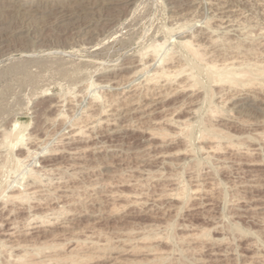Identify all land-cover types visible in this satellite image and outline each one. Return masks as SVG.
I'll return each instance as SVG.
<instances>
[{"label": "rangeland", "instance_id": "374dc122", "mask_svg": "<svg viewBox=\"0 0 264 264\" xmlns=\"http://www.w3.org/2000/svg\"><path fill=\"white\" fill-rule=\"evenodd\" d=\"M83 1L0 0V264H264V74L240 90L205 74L264 71V0ZM163 60L201 75L154 83Z\"/></svg>", "mask_w": 264, "mask_h": 264}, {"label": "bare ground", "instance_id": "6f19581e", "mask_svg": "<svg viewBox=\"0 0 264 264\" xmlns=\"http://www.w3.org/2000/svg\"><path fill=\"white\" fill-rule=\"evenodd\" d=\"M17 2H20L21 0H16ZM22 1H24V0H22ZM33 1V0H32ZM50 1V0H49ZM52 1V0H51ZM66 1V0H65ZM83 1V0H82ZM26 2V1H25ZM46 2V1H45ZM84 2V1H83ZM107 2V1H106ZM105 2V3H106ZM110 2V1H109ZM108 2V3H109ZM48 3V2H47ZM50 3V2H49ZM79 3V2H78ZM77 3V4H78ZM51 4V3H50ZM79 4H81V2L79 3ZM86 4V3H85ZM104 4V3H103ZM122 4H124L125 6H132V5H134L135 4V0H122V1H119V2H116V3H114V4H110L109 6H107L106 7V9H107V11H111V10H118V7L120 6V5H122ZM13 5V4H12ZM11 5V6H12ZM16 5V4H15ZM27 5H29V4H27ZM47 5V4H46ZM53 5V4H52ZM23 6H25V5H19V9L17 10V6H15V10H16V13H17V16H18V19L20 18L21 20H31V19H34L32 16H33V14H37L38 13V11H41V10H27L26 8H21V10H20V7H23ZM54 6V5H53ZM78 6V5H77ZM83 6V5H82ZM102 6H104V5H102ZM115 6V7H114ZM32 7V6H31ZM100 7V6H99ZM14 8V6L13 7H11V9H13ZM38 8V7H37ZM77 8V7H76ZM89 8V7H88ZM105 8V7H104ZM181 8V7H180ZM43 9V8H42ZM91 9V8H90ZM105 9V10H106ZM222 9H224L223 8V6H222ZM103 10V9H102ZM94 11V10H93ZM97 10H95V12H96ZM77 12V11H76ZM89 12V11H88ZM91 12V11H90ZM94 13V12H93ZM111 13V12H110ZM61 14H62V18H63V20H67V19H71V17H70V15L69 14H67L66 12H64V11H61ZM75 14V13H74ZM88 14V13H87ZM21 15H22V17H21ZM73 15V14H72ZM96 15V14H95ZM107 15V14H106ZM106 15H101L100 16V18H104V20H110L111 18H108V16H106ZM184 15V14H183ZM74 16H77V14L76 15H74ZM78 17V16H77ZM82 17V16H81ZM80 17V18H81ZM90 17V16H89ZM88 17V18H89ZM92 17H94V16H92ZM61 18V19H62ZM83 18V17H82ZM87 18V17H86ZM91 18V17H90ZM75 19V18H74ZM79 19V18H78ZM77 20V19H76ZM84 20V19H83ZM87 20V19H86ZM85 20V21H86ZM89 20V19H88ZM95 20V19H94ZM103 20V19H102ZM219 20V19H218ZM80 21V20H79ZM90 21V20H89ZM31 22V21H30ZM69 22V21H68ZM72 22H75V21H72ZM100 21H98V23H99ZM23 23V22H22ZM67 23V22H66ZM69 23H71V21L69 22ZM78 23V22H77ZM92 23V22H91ZM97 23V22H96ZM185 23V22H184ZM10 24H12V23H10ZM68 24V23H67ZM89 24V23H88ZM231 24V23H230ZM229 24V22H228V25L227 26H231ZM70 25V24H69ZM72 25V24H71ZM78 25V24H77ZM236 25V24H235ZM30 26H31V24H30ZM80 27V26H79ZM84 27H86L85 25L83 26V29H84ZM92 27V26H91ZM185 27V26H184ZM219 27H220V25H219ZM76 28H78V27H76ZM81 29H82V27H80ZM9 29V27H7L6 26V22H1V20H0V37H2L7 31H9L8 30ZM13 29V28H12ZM80 29V30H81ZM185 29V28H184ZM220 29V28H219ZM15 30V29H14ZM17 30V29H16ZM80 30H78V31H80ZM223 30V29H222ZM25 31H28V33H29V31H30V29H26L25 27H22V25H21V27L17 30V32L18 33H22V32H25ZM186 31V30H185ZM184 31V32H185ZM234 31V30H233ZM81 32V31H80ZM179 32V31H178ZM181 32H183V29H182V31ZM11 33V32H10ZM187 33V32H186ZM199 34V33H198ZM6 36V35H5ZM26 36V35H25ZM179 36H180V34H179ZM213 36V35H212ZM79 37V36H78ZM31 38V37H30ZM190 38V37H189ZM189 38H183L182 39V41L180 42V45H181V47L183 48V50L185 49L186 50V52H187V54L186 55H190L191 56V58H194V59H198L197 61L199 62V61H201V63H202V61H203V55H204V53L203 54H201V52H200V50L202 49V47H200L201 45H199V43H198V45H196V42L195 43H193L192 42V40L191 39H189ZM211 38V37H210ZM205 39V38H204ZM213 39V38H212ZM211 40V39H210ZM212 41V40H211ZM162 44V43H161ZM163 45L164 44H162V45H159V46H157V44H156V46L157 47H154L153 49H154V51L153 50H151V47H150V50L151 51H153L154 53V55H153V58H154V56L156 57V55H157V57L159 56L160 57V55H159V52H160V50L163 48L164 49V47H163ZM165 46V45H164ZM206 46V45H205ZM185 52V53H186ZM148 53H150V51L148 52ZM214 54V53H213ZM144 55V54H143ZM180 55H182V54H180ZM210 56V55H209ZM156 57V58H157ZM158 57V58H159ZM182 57V56H181ZM187 57L188 56H186V61L188 60L187 59ZM146 58H147V56H146ZM149 58V57H148ZM156 58H154V59H156ZM163 58V57H162ZM166 58V57H165ZM165 58H163V59H165ZM171 58H173V57H171ZM171 58H167V60L169 59V60H172ZM175 58V57H174ZM184 58V57H183ZM204 58H206V57H204ZM143 59H145V58H143ZM151 59V58H150ZM190 59V58H189ZM201 59V60H200ZM206 59H208V56H207V58ZM142 60V59H141ZM160 60H162V59H160ZM185 60V59H184ZM153 61V60H152ZM174 61V60H173ZM172 61V62H173ZM176 61V60H175ZM180 61V60H179ZM191 61V60H190ZM205 61V60H204ZM203 61V62H204ZM232 61H233V59H232ZM135 62V61H134ZM142 62H144V61H142ZM147 62V61H146ZM170 62V61H169ZM196 62V61H195ZM195 62H193V63H195ZM209 62V61H208ZM211 62V61H210ZM216 62H217V60H216ZM149 63V62H148ZM157 63V62H156ZM162 64H160V65H162V66H160L159 65V68H158V70H156V72H155V74L153 75V76H155V78L153 79V80H155V81H153L154 83L156 82V81H160V80H168V82H169V80L170 79H172V77L173 76H175L176 77V79H177V77L179 78V76L181 77V75H183V77H184V75H185V77H186V81H189V80H192V79H199L198 77H200V75L198 76V77H196L195 76V74L193 73L194 71V68L196 69V68H198V67H200L199 66V64H198V67L197 66H195L192 70H189V69H187L188 68V66H189V68H192V67H190V64L188 65V63H190V62H188V63H182V61H180V65H178V66H175V64H173V63H167V61L166 60H163V62H161ZM175 63V62H174ZM192 63V62H191ZM205 63H207V61H205ZM204 63V64H205ZM219 63V62H218ZM133 64V63H132ZM143 64V63H142ZM153 65H154V62L152 63ZM240 63V61H239V58H238V61H237V59L236 60H234L232 63L230 62V63H228V61H227V63H223V64H215V63H208L207 65L205 64V66H206V71H205V74H207L206 72H208V74L206 75V76H208L207 77V79L209 80V82H210V78H211V82L210 83H212V84H221L222 86L223 85H225V84H227V85H230V89L231 88H238V87H248L247 85H252L253 84V82L254 81H256V80H258L259 79V76H258V74H261L262 72H263V74H264V71H262L261 70V68L259 69L258 67H257V65H255V67H250V66H253V65H250L249 66V63H248V66H247V68H246V66L244 67L245 69H243V67L242 66H244L243 64H241ZM256 64V63H255ZM147 65V63H145L144 65H143V67H148V66H146ZM158 65V64H157ZM195 65V64H194ZM202 65H203V63H202ZM132 66H134V65H132ZM149 66H151V64L149 65ZM203 67V66H202ZM131 68V67H130ZM178 69V68H180V70L179 71H174V69ZM205 67H203V68H201V70L202 69H204ZM144 69V68H143ZM142 69V70H143ZM173 69V70H172ZM140 70H141V68H140ZM148 70V69H147ZM139 71V70H138ZM193 71V72H192ZM200 72L199 71V68L196 70V72ZM258 73V74H257ZM196 74H199V73H196ZM203 74H204V72H203ZM263 74H262V76H263ZM261 76V75H260ZM264 77V76H263ZM149 78V77H148ZM152 78V77H151ZM151 78H149V79H151ZM196 79V80H197ZM201 79V78H200ZM260 79H262V78H260ZM173 80V79H172ZM182 80V79H181ZM195 80V81H196ZM149 81V80H148ZM173 81H175V79L173 80ZM172 81V82H173ZM194 81V82H195ZM201 81V80H200ZM153 82H151L152 84H153ZM158 82H156V83H158ZM166 82V81H165ZM192 82V81H191ZM257 82H259V81H257ZM150 83V82H149ZM150 83V84H151ZM164 83V82H163ZM174 83V82H173ZM178 83H180V91H184V92H186V91H188V87H189V85L187 86L186 84L187 83H185V81H183V82H178ZM178 83L176 84V85H178ZM201 83V82H200ZM199 82H197V84H200ZM149 84V85H150ZM159 84V83H158ZM161 84V83H160ZM170 84H171V80H170ZM197 84H195V86L197 85ZM214 84V85H215ZM255 84V83H254ZM156 86H158L157 84H155ZM220 85V86H221ZM227 85H225V86H227ZM93 86V85H92ZM91 86V87H92ZM121 87V86H120ZM161 87V86H160ZM164 87V86H163ZM162 87V88H163ZM192 87H194V85L193 86H190V88H192ZM217 87H219V86H217ZM244 88H242V89H244ZM157 89V88H156ZM239 90H240V88H238ZM246 89V88H245ZM175 90V89H174ZM193 90V89H192ZM195 90V89H194ZM117 91V90H116ZM149 91V90H148ZM161 91V90H160ZM210 91H212V89H210ZM223 91V90H222ZM229 91H233V90H229ZM238 91V90H237ZM147 93V92H146ZM153 93V92H152ZM156 93V92H155ZM226 93V92H225ZM224 93V94H225ZM223 94V95H224ZM116 95V94H115ZM140 95V94H139ZM167 95H168V93H167ZM171 95V94H170ZM193 95V94H192ZM128 96V95H127ZM163 96V95H162ZM229 96V95H228ZM235 96V95H234ZM245 98V97H244ZM100 99V98H99ZM134 99V98H133ZM133 99H131V100H133ZM163 99V98H162ZM233 99V98H232ZM243 99V98H242ZM97 100V99H96ZM130 100V99H129ZM236 100V99H235ZM234 100V101H235ZM249 100V99H248ZM248 100H245V101H243V102H241V103H238V107H246L247 108V106H250L251 105V103L248 101ZM98 101V100H97ZM121 101V100H120ZM251 101V100H250ZM112 102V101H111ZM124 102H125V99H124ZM129 102V101H128ZM134 103H135V101H133ZM131 103V102H130ZM129 103V104H130ZM134 103H133V105H134ZM142 103V102H141ZM156 103V102H155ZM231 103V102H230ZM254 103V102H253ZM154 104V103H153ZM235 104V103H234ZM128 105V104H127ZM150 105V104H149ZM54 106V105H53ZM123 106V105H122ZM215 107H216V105H215ZM147 108V107H146ZM237 108V107H236ZM47 109V108H46ZM134 109V108H133ZM139 109V108H138ZM212 109H214V108H212ZM248 109V108H247ZM141 110V109H140ZM144 110V109H143ZM239 110V109H238ZM104 111V110H103ZM116 111H117V109H116ZM136 111V110H135ZM145 111H146V109H145ZM211 111H213V110H211ZM215 111H217L216 109H215ZM130 112V111H129ZM132 112V111H131ZM144 112V111H143ZM103 113H105V112H103ZM150 112H148V114H149ZM190 113H193L192 111L190 112ZM195 113V112H194ZM214 113V112H213ZM60 114H61V112H60ZM147 114V113H146ZM197 114V113H196ZM105 115V114H104ZM122 115V114H121ZM103 116V115H102ZM145 116V115H144ZM148 115H146V117H147ZM144 118V117H143ZM167 119V118H166ZM88 120V119H87ZM112 120V119H111ZM130 120V119H129ZM133 120V119H132ZM174 121V120H173ZM133 122V121H132ZM167 123L166 124H170V126L174 123H172V121L169 119V120H167L166 121ZM128 123V122H127ZM20 125L21 123H19V122H17V123H15L13 126V130H11V131H9V132H7L6 134H5V136H4V134H3V136H4V138H3V140H5V142L6 143H11V142H16V143H20L21 141H22V138H23V136H24V132H25V129H26V126H25V129L24 130H21L19 127H18V125ZM185 124V123H184ZM136 125V124H135ZM179 125H180V122H179ZM74 126V125H73ZM173 126V125H172ZM177 126V125H176ZM141 127V126H140ZM178 127V126H177ZM176 128V127H175ZM211 128V127H210ZM213 128V127H212ZM139 129V128H138ZM179 129H181L180 127H179ZM86 130V129H85ZM210 130H212V129H210ZM214 130V129H213ZM147 131V130H146ZM180 131V130H179ZM80 132H82V130L81 129H79L78 131H74L73 133H72V135H71V137H74V136H76L78 133H80ZM148 132V131H147ZM181 132H182V130H181ZM216 132V131H215ZM85 133V132H84ZM218 133V132H217ZM158 134V133H157ZM180 134H182V133H180ZM186 134V133H185ZM83 135V134H82ZM149 135V134H148ZM184 135V134H183ZM209 135V134H208ZM70 136V135H69ZM181 136V135H180ZM205 136V135H204ZM182 137V136H181ZM206 137V136H205ZM204 137V138H205ZM209 137V136H208ZM67 138V137H66ZM207 138V137H206ZM211 138V137H210ZM63 140V139H62ZM74 140V139H73ZM206 140H208V139H206ZM211 150V149H210ZM43 152V151H42ZM47 152V151H46ZM28 153H30V152H28ZM36 155V154H35ZM47 155H49V152H48V154ZM29 156H31V155H29ZM27 159V158H26ZM19 160V159H18ZM25 164V163H24ZM26 170V169H25ZM34 171V170H33ZM33 173V172H32ZM31 174V173H30ZM33 175V174H32ZM35 179H34V181H37L38 179H37V177H34ZM33 179V178H32ZM30 180V179H29ZM40 180V179H39ZM37 184V183H36ZM182 184V183H181ZM180 186H182V185H180ZM22 187V186H21ZM25 187V186H24ZM29 187V186H28ZM184 187V186H183ZM34 188V187H33ZM38 188V187H37ZM24 190V189H23ZM35 191V190H34ZM36 191H37V189H36ZM33 192V191H32ZM15 194V193H14ZM28 195H29V193H28V191L27 192H19V194L18 195H11V196H9L8 195V197H7V199L8 200H11V201H14V200H24L26 197H28ZM31 195V194H30ZM180 195V194H179ZM177 196H178V194H177ZM8 202V201H7ZM10 215V214H9ZM4 218V217H3ZM8 218V217H7ZM2 225V224H1ZM13 225V224H12ZM3 226V225H2ZM7 235H9V233L7 234ZM5 243V242H4ZM3 244V243H2ZM11 246V245H10ZM16 247V246H15ZM14 247V248H15ZM20 248V247H19ZM17 261V260H16ZM19 261V260H18ZM31 263V262H30Z\"/></svg>", "mask_w": 264, "mask_h": 264}]
</instances>
